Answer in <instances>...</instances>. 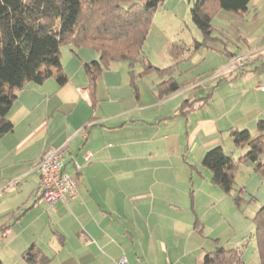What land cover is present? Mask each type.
<instances>
[{
    "label": "crops",
    "instance_id": "crops-1",
    "mask_svg": "<svg viewBox=\"0 0 264 264\" xmlns=\"http://www.w3.org/2000/svg\"><path fill=\"white\" fill-rule=\"evenodd\" d=\"M236 15L247 23L239 30L240 41L254 56L264 48V0H252L249 11ZM89 51L66 50L59 67L45 69L52 72L45 81L28 83L16 92L9 113L13 130L0 135L1 264H28L23 255L33 246L51 259L50 264H203L207 253L226 250L211 245L195 216L184 213L188 190L162 160L170 135L157 132L152 140H145L147 129L161 127L171 113L148 114L141 102L132 110L106 113L100 105L105 102L101 88L98 83L90 87L84 67L99 60ZM223 53L230 63L222 71L219 105L240 108L234 115L203 112L206 107L210 110L211 95L197 97L190 91L186 97L183 92L158 97L161 105H173L176 118L186 120L187 142L179 154L187 164L199 165L216 146L234 158L243 156L249 147H236L231 130H248L255 138L257 124L264 120L260 89L264 65L253 57L244 70L230 72L227 69L236 54L226 47ZM151 77L156 79L154 74ZM158 78L156 93L158 85L169 79ZM184 100L194 104L192 111L183 110ZM109 102L119 108L123 104L120 99ZM182 110L188 113L183 115ZM171 124L170 129L175 126ZM177 132L182 135L180 128ZM120 135L125 138L114 143ZM65 146L69 150L64 173L77 181L78 196L51 209L39 200L35 166L46 153ZM207 178L211 179V173ZM212 185L215 193L226 195ZM192 206L194 210L196 205Z\"/></svg>",
    "mask_w": 264,
    "mask_h": 264
},
{
    "label": "trees",
    "instance_id": "trees-1",
    "mask_svg": "<svg viewBox=\"0 0 264 264\" xmlns=\"http://www.w3.org/2000/svg\"><path fill=\"white\" fill-rule=\"evenodd\" d=\"M164 1L0 0V135L13 130L9 113L16 92L28 83L45 81L52 73L45 69L60 66L61 51L67 45L72 46L75 54L77 49L82 48L99 54V60L84 64L90 87H95L102 73L116 62H127L134 75V68L142 59L143 75L156 73L161 78H169L158 85L159 99L178 93L182 86L173 77L178 66L161 69L143 59L154 16ZM251 1L196 0L191 9L192 20L203 36L202 42L195 43L196 49L201 46L211 48V41L220 40L214 36L211 9L242 14L249 11ZM235 57L237 55L231 58V62ZM261 63L264 65V62ZM249 65L235 67L233 71L244 70ZM193 105L185 101L182 108L190 112ZM183 110V115L188 113ZM257 133L253 138L248 130H231L236 147H249L238 161L222 146L207 151L202 160V165L211 173V183L220 187L226 195L233 196L238 206L244 193L241 189L234 194L235 172L239 164L251 162L255 172L264 176V120L258 122ZM254 224L257 251L261 264H264V205L254 217ZM245 246L246 243L234 249L219 248L207 253L203 264H243ZM23 258L28 264L51 262L35 246L29 248Z\"/></svg>",
    "mask_w": 264,
    "mask_h": 264
},
{
    "label": "rangeland",
    "instance_id": "rangeland-1",
    "mask_svg": "<svg viewBox=\"0 0 264 264\" xmlns=\"http://www.w3.org/2000/svg\"><path fill=\"white\" fill-rule=\"evenodd\" d=\"M195 1L165 0L159 6L144 46L143 59L161 69L173 64L178 66L174 76L182 86L179 92H183V96L186 97L190 91L197 97L209 98L211 95L210 110L206 107L203 112L234 115L240 108L219 105V94L224 90V85H219L225 76L222 71L230 63L229 58L223 52L226 47L237 57L250 53L248 45L246 47L240 41L241 35L239 34V30L245 28L247 23L240 20L235 13L217 8L211 9L215 29L214 36L220 38L221 41H211V48L201 46L196 49L195 43L202 42L203 36L192 20L191 9ZM71 49H73L72 46H64L61 53ZM250 49L251 51L257 50L252 47ZM89 52L97 56L98 59L97 52L92 50ZM130 70L129 64L121 61L113 63L110 69L101 75L97 83L102 92L100 98L105 102H101L100 105L103 106L106 113H113L120 110H132L141 102V107H146L145 112L148 114L162 112L163 115H168L171 113L169 117H165V120L161 121V127L147 129L145 140H152L157 132H164L161 136L170 135L169 140L167 141L166 138L164 142L165 150L162 160L164 166L173 167L172 171L178 173L176 176L182 182V186L188 190V202L184 206L185 215L195 216L200 222L199 228L203 231L202 235L211 245L217 247L219 245V247L230 250L246 243L243 264H261L254 238L256 230L254 217L264 205V176L255 172L251 162L239 164L235 172L234 194L241 189L244 190L240 206L236 205L233 196L215 193L211 187L213 185L211 183H209L210 187L207 185L208 182H211V179L207 178L210 172L202 166V161L199 165L187 164L179 154L180 146L187 142L188 125L186 120L174 116L173 105L159 103L156 88L161 79H157L156 73L143 75L142 59L135 66L134 75ZM153 74L156 75V79H152L151 75ZM168 75L170 76L171 73ZM112 99L122 100L121 109L119 106L110 105L113 104L109 102ZM215 99L216 102L213 104ZM245 103L246 101L243 106ZM167 122L172 123L170 126L175 124L176 131H174L175 126L170 129ZM178 128L182 132L181 136L176 135ZM124 138V135L116 136L114 143L120 142ZM149 147L152 148L151 145ZM235 157L237 161L240 159L237 154ZM262 160L264 161V153ZM167 162L170 164H166ZM199 186H202V191H197ZM193 203L196 205L194 210ZM3 249L4 247L0 243V252Z\"/></svg>",
    "mask_w": 264,
    "mask_h": 264
},
{
    "label": "built area",
    "instance_id": "built-area-1",
    "mask_svg": "<svg viewBox=\"0 0 264 264\" xmlns=\"http://www.w3.org/2000/svg\"><path fill=\"white\" fill-rule=\"evenodd\" d=\"M254 56L261 62H264V48L256 51ZM251 55L235 57L228 66V71H233L235 67L242 68L251 64ZM260 89L264 91V83H261ZM68 146L59 150L46 153L43 158L37 162L35 170L40 179V197L39 200L46 203L51 209L60 202H69L78 196V183L64 173L65 156L68 153ZM88 155L87 160L90 159ZM79 168V166L77 165ZM125 260L122 261L124 263Z\"/></svg>",
    "mask_w": 264,
    "mask_h": 264
}]
</instances>
